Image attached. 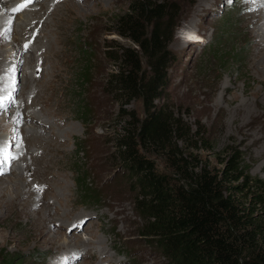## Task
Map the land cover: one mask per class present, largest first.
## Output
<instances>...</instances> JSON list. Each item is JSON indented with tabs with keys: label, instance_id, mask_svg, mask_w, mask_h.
<instances>
[{
	"label": "rangeland",
	"instance_id": "1",
	"mask_svg": "<svg viewBox=\"0 0 264 264\" xmlns=\"http://www.w3.org/2000/svg\"><path fill=\"white\" fill-rule=\"evenodd\" d=\"M130 1L42 0L35 5L33 0L30 6H35L25 13L0 11L7 19L0 28V42L6 50L0 52V61L13 67L9 76L0 79V101H4L0 105L10 99L4 107L10 115L5 123L13 122L19 113L15 109L19 100L21 109L30 107L28 113L40 120L31 121L25 114L19 126L44 131L37 142L22 131L16 135L10 127L1 129L0 148L10 143L7 153L15 157L12 163L16 161L15 168L1 177L6 182L27 177V185L38 193L33 196L36 208L33 204L27 209L29 215H44L46 207L56 210H51L45 235L37 241L27 216L18 218L12 209L2 208L0 264H168L148 240L139 237L142 220L134 210L127 172L111 156L121 110L144 117L140 101L125 106L107 85L112 67L105 49L132 46L111 31L112 18L124 13ZM170 3L176 14L167 47L166 95L157 104L169 107L192 132H202L205 141L197 144L194 153L205 163L219 169L217 161L236 149L249 176L264 181V97L249 95L251 90H260L264 81L256 59H251L258 52L248 18L260 9V0ZM183 28L193 34L186 43L179 37ZM19 33L28 34L30 41H26L33 44L35 54L20 49ZM14 46L20 51L17 61L10 54ZM31 55L34 63H30ZM88 68L87 82H81ZM17 139L20 145L13 143ZM150 159L159 171H165L161 159ZM87 188L97 199L87 200L82 192ZM8 190L0 202L13 201V189ZM55 236L62 238L61 245L67 240L68 247L56 246ZM75 237L81 241L72 243Z\"/></svg>",
	"mask_w": 264,
	"mask_h": 264
},
{
	"label": "trees",
	"instance_id": "2",
	"mask_svg": "<svg viewBox=\"0 0 264 264\" xmlns=\"http://www.w3.org/2000/svg\"><path fill=\"white\" fill-rule=\"evenodd\" d=\"M175 14L170 0H131L112 18L111 31L132 46L105 49L112 93L125 106H143L141 119L121 110L111 142V156L127 172L142 220L139 237L168 264H264V181L249 176L236 149L217 161L219 169L205 163L194 153L205 141L202 132H192L169 107L157 104L166 95ZM84 72L86 83L90 69ZM151 157L161 159L165 171ZM82 190L88 201L97 199Z\"/></svg>",
	"mask_w": 264,
	"mask_h": 264
},
{
	"label": "bare ground",
	"instance_id": "3",
	"mask_svg": "<svg viewBox=\"0 0 264 264\" xmlns=\"http://www.w3.org/2000/svg\"><path fill=\"white\" fill-rule=\"evenodd\" d=\"M4 1H6V0H4ZM12 1L13 0H7L4 3L0 2V11H2V10L5 9V11H11V12L13 11L14 12V10H10L8 8V6H7ZM32 1L33 0L27 1V3L29 2L28 3L29 6L31 5L30 3ZM41 1L42 0H35V2H37L36 5L41 4ZM257 7L260 8L257 13H252V14L249 15V17L247 15L246 16L248 18H250V20H249L250 21V24H252V26H253V30H254V33H255V34L253 33L254 34L255 49L258 52L257 53L258 56L252 57L251 59L252 60H255L256 59V63L257 64H255V65L260 66V67H257V69H258L257 71L262 70V72L264 73V0H260V3H259V5ZM17 8L18 7H16L15 10ZM5 21H7V19L3 18V16H0V28L2 27V24ZM188 32L192 33V31H188ZM18 35L21 36L20 33ZM19 40H21V41H19V47H20L21 50L28 51L30 49L31 52L33 54H35V51H34L33 46H32L33 44L31 42H26L25 43L26 40H29L30 41L28 34L25 37L21 36V39H19ZM4 47H5L4 46V43L0 42V52H5L6 51V50H4ZM44 53L45 52H43V54ZM6 54L7 55H10L11 54V57H13L14 61H17L20 58V51L15 46L10 50V54H9V51H7ZM44 57L46 58V55H44ZM34 59H35L34 55H31L30 56V60H31L30 63H34L35 62ZM42 60L43 59L41 58V61ZM12 69H13L12 65L7 64L4 61H0V79L2 80V78L4 77V75L9 76L10 75V72L13 71ZM27 70L31 72L32 66L27 67ZM40 70H42V69H40ZM42 72L44 73L43 70H42ZM11 78H12V80L10 81V83L13 84V82H14L15 79L13 77H11ZM6 79H8V78H6ZM262 82H263L262 83L263 85L261 86V89L260 90H254V91L251 90L249 95H251L252 97H255V98H257V96H260V95H262L264 97V81H262ZM1 89H3V88L0 87V92H1ZM41 102H44V104H46V105L48 104V102L46 100H44V99ZM7 103H9V101H7L5 104L2 103L0 105L1 107H3V108L0 109V114H2V122L0 121V131H1V129L9 128L10 127L11 130L13 131V134L18 135V132L20 133L22 131L24 133V137L33 135L36 138V141L37 142H39L40 140H42V135L41 134L44 133V131H41L42 128L39 129L40 128L39 127V128H35V129H31V128L24 129L22 126H19V122L21 120H23V116L25 115L24 113H21V112L16 113L15 116H14V121L13 122H9L8 124L5 123V119L7 120L8 117L10 116L7 112L4 113V110H5L4 107L6 106ZM247 104H248V102H247ZM2 111H3V113H1ZM26 115L28 116V119L29 118L31 119V121L32 120L33 121H36V119H37V122H40V120L36 116L29 115V114H26ZM14 142H15V144H19L20 145L18 139L16 141H13V143ZM29 142H31V140ZM30 146H32V145L30 144ZM16 156H19V150L16 151ZM28 158H29V161L32 160L31 157H28ZM29 170H31V169H28L27 171H29ZM6 179L7 178H5V177H1L0 178V196L6 197V195L8 193H10L9 190H8V188H10V187L13 189V192H14V195L15 196H14L13 201L11 203H7L5 200H4V202H0V211L2 210V208L7 207V208H9V210L12 209L16 213V215H17L18 218H23L24 216H27L28 217L27 221H28V224L30 226V229L32 230V235L35 238V240L38 241V238H42L45 235L46 223L48 221L47 219L49 218V216H50L49 214H50V212H51L52 209H48V207L44 208V209H46L45 211H47L46 214H44V215H36L35 217L31 216V214L29 215V213L27 212V209L33 207V204H34V207L36 206V204H37L38 201L35 202V199H34L33 196H35V198H36V195H38V193L35 192L33 190V188L30 187V185H27V183L25 182L27 180V177L22 178V179H18V178H14L13 177L8 182L4 181ZM23 196H26V197H23ZM43 206H45V205H43ZM43 206H42V208H43ZM32 209H34V208H32ZM52 211L53 212H56V210H52ZM37 213L40 214V212H37ZM36 219H38V220L35 221ZM55 237L56 238L53 240V243L56 246H58L59 248H66V247H68L69 243L67 242V240H65V242H63V244L61 245L60 242H61L62 238L57 237V236H55ZM77 239L79 241H81L79 237H77V238L75 237L74 239L71 240L72 243L73 242H76Z\"/></svg>",
	"mask_w": 264,
	"mask_h": 264
},
{
	"label": "snow or ice",
	"instance_id": "4",
	"mask_svg": "<svg viewBox=\"0 0 264 264\" xmlns=\"http://www.w3.org/2000/svg\"><path fill=\"white\" fill-rule=\"evenodd\" d=\"M189 39H193V37H189ZM0 174H3V171H2V170H0ZM37 190H38V191H42L43 189L40 188V187H37Z\"/></svg>",
	"mask_w": 264,
	"mask_h": 264
}]
</instances>
